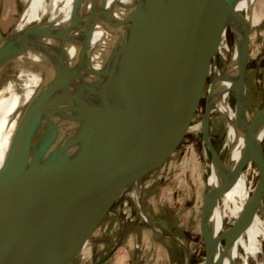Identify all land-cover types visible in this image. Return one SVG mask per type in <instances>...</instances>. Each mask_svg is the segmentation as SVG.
I'll return each mask as SVG.
<instances>
[{
	"label": "water",
	"instance_id": "1",
	"mask_svg": "<svg viewBox=\"0 0 264 264\" xmlns=\"http://www.w3.org/2000/svg\"><path fill=\"white\" fill-rule=\"evenodd\" d=\"M215 1L143 0L142 9L128 15L133 26L122 42L118 33L121 24L113 20V9L119 0L94 1L84 11L76 10L75 18L59 32L32 24L18 29L17 22L27 1L11 29L4 33L0 28V72L26 56L22 48L32 40L61 39L63 45L61 63L48 70L46 82L34 95L27 122L22 126L23 144L9 169L0 203V264L73 263L132 168L135 148L134 143L129 146V141L136 140L133 136L138 134L140 120H135L136 115L144 117L148 129L147 116L156 113L142 102H134L139 87L156 71L160 53L180 29L197 24L204 15L220 14L221 24L222 11L216 8ZM83 15L89 16L81 21ZM97 24L101 25L112 58L109 71L95 67L87 53L88 38L81 46L79 65L69 69L71 54L64 46L68 40L72 42L70 32ZM248 32H245L247 37ZM188 36L192 35L183 36L182 56L196 72L184 54ZM173 54L155 73L159 80L178 61L179 57ZM191 54L195 59L196 52ZM171 59L173 62L168 65ZM163 88L164 96L172 91L161 86L159 98ZM245 96L246 90L242 108L247 116ZM260 114H264V106L249 121L255 122ZM155 135H148L135 186L142 183ZM258 163L260 177L251 207L263 198V148ZM208 213L207 205L203 206L205 263L217 264L214 244L224 235H211Z\"/></svg>",
	"mask_w": 264,
	"mask_h": 264
},
{
	"label": "bare ground",
	"instance_id": "2",
	"mask_svg": "<svg viewBox=\"0 0 264 264\" xmlns=\"http://www.w3.org/2000/svg\"><path fill=\"white\" fill-rule=\"evenodd\" d=\"M94 1L99 0H29L17 22V28L32 24L51 32L62 31L63 27L75 18L76 10L78 13L84 11ZM257 1H215L216 8L222 11L220 25L226 28V19L230 21L226 34L228 37L225 36L232 53L231 61L235 60L233 65L229 64L230 67L226 68V63L230 62L223 63V68L220 60L209 62L211 56L208 55L207 61L205 45H197L194 37H187L185 57L195 68L196 74H202V79L208 83L205 95L207 109L205 116L198 122L184 125L163 143L170 148L187 133L201 130L203 143L214 153L213 158H209L211 179L208 178L209 184L205 192V197L208 198H205V205L209 208L207 225L211 235H224L223 239L214 244L217 264H264L263 198L257 207H251L258 183L254 182L253 176L260 175L258 160L261 159L264 141V114H260L258 119L251 123L242 108L246 89L245 74L250 60L249 41L245 32L261 24L264 19V9L256 8ZM138 7L142 9L143 0H119L118 6L113 9V20L121 24L118 27L121 42L126 40L131 32L133 22L129 20V16ZM88 16L83 15L81 21ZM102 33L100 24L90 28L82 26L70 32L72 42L68 40L66 47L64 46L71 54L69 69H75L79 65L78 55L88 38L87 53L93 59L95 67L100 71H109L112 58ZM231 35L237 39L235 46L230 44ZM22 50H25L26 56L13 61L10 68L0 72V203L9 169L23 144L22 126L27 122L31 102L43 81L46 82L48 70L61 63L63 45L61 39L41 38L27 43ZM193 51L197 55L195 59L192 58ZM172 62L173 59L167 63L169 65ZM165 91V88L160 91L165 108L159 113L150 112L147 116L148 130L153 135L157 133L160 125L167 122L177 124L179 118L185 119L189 110L188 106L179 107L176 95L168 91L167 96L162 95ZM215 115L223 116L226 120L225 132L218 138V149L214 147L211 136V118ZM191 148L193 161L197 152L193 146ZM186 163L187 161L184 165ZM132 195L142 206L140 189H134ZM136 204L139 209L138 203ZM142 217L150 221L144 208ZM237 219L240 222H237ZM234 221L238 223L237 233L232 228ZM151 222L152 227L160 232Z\"/></svg>",
	"mask_w": 264,
	"mask_h": 264
},
{
	"label": "rangeland",
	"instance_id": "3",
	"mask_svg": "<svg viewBox=\"0 0 264 264\" xmlns=\"http://www.w3.org/2000/svg\"><path fill=\"white\" fill-rule=\"evenodd\" d=\"M27 1L29 2V0H0V20L4 32L14 25ZM262 7L264 9V0H258L256 8ZM210 17L204 15L199 18L197 24H192L191 27L189 24L188 27L180 29L171 36L159 55L156 71L143 82L134 98V102H142L148 110L158 113L166 106L159 100L158 94L159 88L165 85L172 90V95L177 93L180 108L188 106L186 118H179L177 124L167 122L157 129L155 145L150 151L149 162L139 187L135 186L134 180L148 142L149 132L144 117L136 115L135 120H140L137 126L138 134L133 136L136 140L129 141V146L134 143L135 148L132 168L124 177L122 189L110 201V208L95 224L88 245L86 248L83 246L72 264H139V262L141 264H206L203 206L209 184L208 178L211 179L209 158L212 159L214 153L207 144L203 143L201 130L187 133L170 148L163 143L179 128L198 122L205 116L207 109L205 95L208 83L202 79V74H196L192 71L191 65L184 62L183 36L191 34L196 37L197 44L201 42L206 44L207 61L208 56L212 58L209 62L220 60L222 68L223 63L230 62L226 63L228 65L235 63V60L231 61L232 53L226 41L230 21L226 19V29L224 25V27L219 25L220 14L211 17L208 21ZM229 41L231 46H235L234 36L231 35ZM248 41L250 60L245 74V97L249 120L257 109L264 106V19L261 24L249 30ZM217 43L220 46L216 45ZM208 45L210 47H206ZM173 52L179 59L159 80L158 74L155 73L164 61L174 55ZM228 65L226 68L230 67ZM225 128L226 120L223 116L215 115L211 118L212 143L216 149L219 146L218 138L224 134ZM192 146L197 152L193 161H191ZM123 163V161L119 162L121 168ZM259 177V174L253 176L255 183L258 182ZM136 188L140 189L142 206L136 197L133 198L132 192ZM143 208L150 219L149 222L142 217ZM150 222L154 223L161 233L156 231ZM237 222L240 220L237 219ZM237 222L234 221L232 225L236 233Z\"/></svg>",
	"mask_w": 264,
	"mask_h": 264
},
{
	"label": "crops",
	"instance_id": "4",
	"mask_svg": "<svg viewBox=\"0 0 264 264\" xmlns=\"http://www.w3.org/2000/svg\"><path fill=\"white\" fill-rule=\"evenodd\" d=\"M15 24V23H14ZM12 27V26H11ZM11 27L6 31V32H8L10 29H11ZM0 28H1V30L4 32V30H3V28H2V23H1V20H0ZM6 32H4V33H6ZM93 230L94 229H92V231L89 233V235H88V239H87V241L84 243V247L86 248V246L88 245V243H89V241H90V238H91V235H92V232H93ZM183 243V242H182ZM185 245V244H184ZM83 248V247H82ZM166 258V257H165ZM163 259H164V257H163ZM165 262H166V259L164 260ZM139 264H141L140 262H139ZM167 264V263H166Z\"/></svg>",
	"mask_w": 264,
	"mask_h": 264
},
{
	"label": "flooded vegetation",
	"instance_id": "5",
	"mask_svg": "<svg viewBox=\"0 0 264 264\" xmlns=\"http://www.w3.org/2000/svg\"><path fill=\"white\" fill-rule=\"evenodd\" d=\"M147 124H148V121H147ZM149 131V130H148Z\"/></svg>",
	"mask_w": 264,
	"mask_h": 264
}]
</instances>
